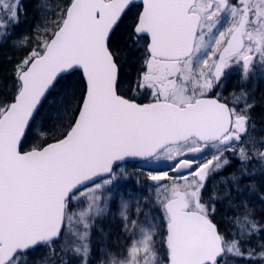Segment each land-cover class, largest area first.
<instances>
[{
    "label": "snow or ice",
    "instance_id": "snow-or-ice-1",
    "mask_svg": "<svg viewBox=\"0 0 264 264\" xmlns=\"http://www.w3.org/2000/svg\"><path fill=\"white\" fill-rule=\"evenodd\" d=\"M37 7L46 9L47 0ZM20 11L19 0L0 3V43L20 23ZM51 23L17 61L11 99L0 100V264H88L87 217L103 214L100 190L109 186L112 194L127 158L174 161L170 179L184 181L162 202L163 255L149 229L130 250L135 264L243 257L239 240L226 239L212 217L216 202L240 193L248 175L252 157L243 141L250 139L252 105L243 89L233 93L236 106L208 93L234 66L244 80L257 65L264 71V0H69ZM29 39L18 37L14 46ZM140 52L139 69L126 78L122 69ZM46 105L65 121L50 138V116L41 117ZM229 152L241 167L220 177L223 194L213 189L205 200L211 178L229 166ZM257 158L264 162V151ZM149 175L169 178L168 171ZM118 195L127 219L128 201ZM83 196L88 211L77 213ZM235 222L248 235L264 230L247 212Z\"/></svg>",
    "mask_w": 264,
    "mask_h": 264
},
{
    "label": "rangeland",
    "instance_id": "rangeland-1",
    "mask_svg": "<svg viewBox=\"0 0 264 264\" xmlns=\"http://www.w3.org/2000/svg\"><path fill=\"white\" fill-rule=\"evenodd\" d=\"M3 0H0L2 3ZM38 0H19L21 5L20 11V23L18 26L11 28L8 39L0 45L7 44L12 48H21L25 44L14 46V42L18 37L27 36L29 42H32L34 47L37 41V36H44L48 33L45 29L54 28L55 25L51 23L52 13L59 12L65 5L66 0H47L48 7L41 11L37 7ZM3 13L0 12V18L3 17ZM33 19L30 21V16ZM130 22V21H126ZM39 30V31H38ZM28 32V33H27ZM28 42V43H29ZM27 45V44H26ZM139 56V55H138ZM137 54L134 58H130L128 64L125 66L126 74H128V67L132 66L134 61L138 59ZM211 63V61H209ZM124 66V67H125ZM237 69H230L226 79L223 82L222 87L214 89L213 92L208 95H215L217 92L220 94L221 99H224L231 106L233 105V93L238 92L240 89L247 94L248 102L253 105L255 96L259 87L264 88V71H261L260 67H257L249 74L246 80L241 77V67L235 66ZM5 94L7 96L12 95V87L7 86L5 88ZM4 94V95H5ZM243 104V101H241ZM252 109V108H251ZM250 109V111H251ZM249 111L248 115L251 116ZM50 116L49 127L47 129L49 135L45 138H50L52 135L57 134L60 131L59 125L63 122V116L51 115L49 107L46 105L41 110V117ZM252 117V116H251ZM250 117L249 120V132L248 137L243 143L248 151L249 156H257V151H261L264 146V128L262 122L259 119L254 120ZM228 158H231V162L238 160L232 153H226ZM174 161L160 160L152 162H144L137 164V166H121L115 172V179L110 186L113 190L112 194L109 193V186H105L100 190L102 195L101 206L104 208L102 215L93 216L88 215L87 219L91 224L89 229V247L90 252L87 256L88 264H112L113 260L123 261L124 264H135L130 256V250L134 245L140 246V240L142 239L143 231L151 230L152 243L156 249L157 256L163 255V234L165 232V212L163 208V201L171 195L170 186L173 183L183 184L184 181L172 180L170 177H175L171 171L170 166ZM168 171V177L160 181H153L150 179V173H158ZM165 185L169 187H164ZM226 185L220 180V177L214 175L206 189L204 199L207 200V192L213 189L217 193L223 194ZM257 193L243 191L242 194H234L233 196L223 197L218 203H223L229 200V208L234 209L236 214L250 215L256 213L264 214V192L260 189L264 188V179L262 183L256 182ZM87 192V189L85 190ZM123 194V199L128 201V207L126 209L127 219L121 216L120 195ZM259 194V195H258ZM89 201L87 196L80 198L79 203H76L73 211H88ZM139 208V211H137ZM220 224H222L221 234L226 239H238L241 251L244 253L245 259H250L256 264H264V242H259L258 239H253L252 235L246 234L247 232L239 228L235 221L230 222L227 219L221 217L220 209L216 206L215 214L213 217ZM132 221H136L135 226L132 225ZM76 228H81L82 225H74ZM264 228V225H263ZM264 234V233H263ZM248 237L253 239V242H259L252 244L248 242ZM251 243V244H250ZM254 247V248H253ZM252 253L251 258L248 254ZM146 254L140 251L136 254V260L142 261ZM71 258V257H69ZM240 257H228V264H238L237 259Z\"/></svg>",
    "mask_w": 264,
    "mask_h": 264
},
{
    "label": "trees",
    "instance_id": "trees-1",
    "mask_svg": "<svg viewBox=\"0 0 264 264\" xmlns=\"http://www.w3.org/2000/svg\"><path fill=\"white\" fill-rule=\"evenodd\" d=\"M66 4L69 2V0H66ZM33 19L32 15L30 16V21ZM28 33V32H27ZM32 42L30 41L27 43V45L21 47V48H12L9 47L7 44L0 45V100H5V99H11V96H7L5 94V88L10 85L12 87L13 84V69L17 63L26 53L27 51L32 48L33 46L31 45ZM79 78V77H77ZM5 94V95H4ZM251 118L254 120L259 119L263 120L264 119V88L261 87L258 88L255 100L253 102V105L251 107ZM32 143L29 142L25 145V149L31 148ZM263 151V149L261 150ZM252 159L250 163L247 165L248 169V175L246 176L245 180L241 184V189L242 191L240 193H237L236 191H233L230 197L233 196L234 194H242L243 191H249L253 193H257L256 190V182L260 183L261 177L264 179V162H261L257 156H253L250 154ZM241 167L239 160L231 162V164L219 172L217 174L218 177L222 176H227L231 174L232 172L237 171ZM259 195V194H258ZM229 200L224 201L223 203H218L216 202V206L219 207L220 209V215L221 217L227 219L230 222L235 221L236 217H243L244 214H236L234 212V209L229 208ZM254 220L261 225L263 228L264 225V214L262 213H256L254 215H251ZM214 223L217 224L219 230L221 231L222 224H220L217 220L212 218ZM222 232V231H221ZM264 230L262 231H257L253 232L252 236L253 239H258L259 242H264ZM247 234V233H246ZM251 238L248 237V242H251L252 244L254 243H259V242H253ZM250 243V244H251ZM255 245V244H254ZM254 248V247H253ZM238 264H256L250 259H245L244 257H240L237 259Z\"/></svg>",
    "mask_w": 264,
    "mask_h": 264
},
{
    "label": "flooded vegetation",
    "instance_id": "flooded-vegetation-1",
    "mask_svg": "<svg viewBox=\"0 0 264 264\" xmlns=\"http://www.w3.org/2000/svg\"><path fill=\"white\" fill-rule=\"evenodd\" d=\"M135 9L133 10V15H134V13H135ZM139 55V56H138ZM142 52H140V53H137V56H138V59H137V61L135 62L134 61V63L132 64V66H130V67H128V74H126V72H124L125 71V68H127L126 66L122 69V73H123V75L126 77V78H132V77H134L135 76V74H136V72H137V70L139 69V67H140V60L142 59ZM257 67H259V65H257L255 68H257ZM231 69H237V67H232ZM210 97H213L214 95H209ZM142 99V98H141ZM223 101H225L224 99H222ZM231 106V105H230ZM263 147V151H264V146H262ZM227 157H228V155H226ZM229 160H230V164H231V158H228ZM229 164V165H230ZM126 165H131V166H137V164H126ZM126 165H124V166H126ZM260 181V183H262V181H263V178L261 177V179L259 180Z\"/></svg>",
    "mask_w": 264,
    "mask_h": 264
},
{
    "label": "water",
    "instance_id": "water-1",
    "mask_svg": "<svg viewBox=\"0 0 264 264\" xmlns=\"http://www.w3.org/2000/svg\"><path fill=\"white\" fill-rule=\"evenodd\" d=\"M263 126H264V122H263ZM139 161H144L143 159L141 158H127L126 161L124 163H127V162H139ZM123 164V163H122ZM173 175H177L175 172H173ZM102 178H97V180H101Z\"/></svg>",
    "mask_w": 264,
    "mask_h": 264
}]
</instances>
